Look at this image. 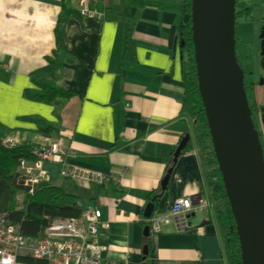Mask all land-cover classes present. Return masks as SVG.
Here are the masks:
<instances>
[{
	"label": "crops",
	"instance_id": "1",
	"mask_svg": "<svg viewBox=\"0 0 264 264\" xmlns=\"http://www.w3.org/2000/svg\"><path fill=\"white\" fill-rule=\"evenodd\" d=\"M79 1L64 4L78 13ZM183 5V0H97L90 8L100 18L70 16L57 80L72 95L56 108L24 92L38 91L33 75L51 76L46 58L55 48L62 0H0V124L19 142L60 144L70 169L103 176V185L85 184L60 177L56 163L44 164L46 183L76 196L82 209L101 212L107 227L101 231L107 245L102 264H227L192 122L183 114L177 39L186 19ZM253 93L259 100L255 85ZM255 105L262 119L263 107ZM30 118L56 124L58 135L36 134ZM261 130L264 134V126ZM185 134L191 148L173 162ZM183 197L192 200L194 216L170 218L158 234L147 233L146 205L156 204L152 215L167 213ZM200 201L206 206L197 209Z\"/></svg>",
	"mask_w": 264,
	"mask_h": 264
},
{
	"label": "water",
	"instance_id": "2",
	"mask_svg": "<svg viewBox=\"0 0 264 264\" xmlns=\"http://www.w3.org/2000/svg\"><path fill=\"white\" fill-rule=\"evenodd\" d=\"M236 0H191L197 87L217 168L230 205L242 264H264V149L252 119L245 74L236 57ZM222 80L225 92H222ZM181 139L173 162L185 150ZM172 170L162 180L164 189ZM156 204L148 203V219ZM194 216L188 214L185 218ZM149 233V228H146ZM148 235V234H147ZM147 253V247L143 249Z\"/></svg>",
	"mask_w": 264,
	"mask_h": 264
},
{
	"label": "trees",
	"instance_id": "3",
	"mask_svg": "<svg viewBox=\"0 0 264 264\" xmlns=\"http://www.w3.org/2000/svg\"><path fill=\"white\" fill-rule=\"evenodd\" d=\"M190 1L183 0V13L186 15V19L179 26L177 38L182 55L183 114L192 122L191 132L202 160L204 182L209 192V199L214 209L216 222L222 232L224 255L227 264H242L235 222L217 168L197 87L190 25ZM244 12H251V7L247 8L243 0H236L235 19L237 16H242ZM75 14L77 15L78 13L67 8L64 0H62L61 11L54 29L55 48L51 55L46 58L50 65L51 76L46 78L43 75L40 77V74L38 76L33 75L32 82L38 86V91L26 90L24 92L26 98L34 99L46 105H54L57 108L61 106L63 100L68 99L72 95L71 92L58 87L57 76L62 66L59 56L65 51V24L68 18ZM236 34L235 27V39H237ZM39 78L41 79L39 80ZM252 87V84L245 83L248 102L249 92H251ZM59 100L61 101L59 102ZM249 106L252 111L253 121L254 113L258 114L257 118L259 120L263 112L259 111V108L254 103L253 105L249 103ZM30 119L37 127L36 132L42 137L52 138L58 135L59 126L56 124L49 123L41 118ZM260 134L261 132H259V136ZM12 136L13 132L0 124V216L3 217V220L8 225L18 227L22 236L39 238L49 222L54 219L77 218L80 216L82 208L77 202L76 196L69 194L61 187L52 186L46 182L38 184L31 194L28 193L30 188L24 183L23 178L19 174V162L21 160L29 163L33 162L35 160L34 152L38 151L39 148L26 143L12 147L3 145L2 140L12 138ZM262 147L264 149L263 143ZM190 148L191 145L187 144L186 151ZM19 194L24 196L20 205L17 202ZM22 261L28 264H47L45 261L32 258H24Z\"/></svg>",
	"mask_w": 264,
	"mask_h": 264
},
{
	"label": "built area",
	"instance_id": "4",
	"mask_svg": "<svg viewBox=\"0 0 264 264\" xmlns=\"http://www.w3.org/2000/svg\"><path fill=\"white\" fill-rule=\"evenodd\" d=\"M97 0H80L78 14L84 18H100L88 8ZM97 16V17H95ZM9 140L8 146H15ZM36 161L32 164L20 161L19 174L29 186V194L46 180L44 164L56 163L61 166L62 178L85 184L103 185L104 178L98 172L86 169L69 168L64 160L65 150L60 144L50 145L35 151ZM206 206L199 202L197 209ZM196 209V208H195ZM193 211L192 200L187 197L176 199L167 213L152 215L145 220L150 233L158 234L162 225L174 218L180 220ZM101 222V212L96 208H85L77 218L54 219L44 228L39 238H27L20 234L19 228L8 225L0 216V264H28L22 259L32 258L47 264H102L103 253L107 250L101 231L106 229Z\"/></svg>",
	"mask_w": 264,
	"mask_h": 264
},
{
	"label": "rangeland",
	"instance_id": "5",
	"mask_svg": "<svg viewBox=\"0 0 264 264\" xmlns=\"http://www.w3.org/2000/svg\"><path fill=\"white\" fill-rule=\"evenodd\" d=\"M246 7H251V12H244L242 16H237L235 27H236V57L239 65L244 70L245 74V83L252 84L253 86H257L259 89L260 95L257 96L253 93V87L249 96L250 105L258 104V106H262L264 110V0H243ZM93 3V2H92ZM91 4V3H90ZM89 10L91 9L88 6ZM96 13L95 11H92ZM248 13V14H246ZM100 14V13H96ZM97 17V16H95ZM1 72V71H0ZM261 114V113H259ZM257 113H254V122L257 126V130L261 132L260 137L262 143L264 142V134H262L261 126H264L262 120L264 121V117L257 118ZM260 123V125H259ZM36 134L39 135L38 132L35 131ZM41 136V135H40ZM9 140H15L17 144H24L26 142H19L17 135L12 136V138H7L2 140L3 145H8ZM31 140V139H29ZM30 143V142H29ZM33 146L36 148L42 149L44 147L50 146L49 144L46 146L37 145L36 143ZM25 161V160H24ZM33 162H27L28 164H32ZM20 165V162H19ZM44 167V166H43ZM19 170V168H18ZM46 182V180L44 181ZM24 196L19 194L17 196V202L22 204Z\"/></svg>",
	"mask_w": 264,
	"mask_h": 264
},
{
	"label": "bare ground",
	"instance_id": "6",
	"mask_svg": "<svg viewBox=\"0 0 264 264\" xmlns=\"http://www.w3.org/2000/svg\"><path fill=\"white\" fill-rule=\"evenodd\" d=\"M222 92H225L226 91V89H225V87H224V81L222 80V86H221V89H220Z\"/></svg>",
	"mask_w": 264,
	"mask_h": 264
}]
</instances>
